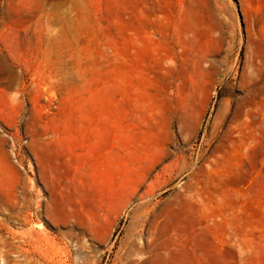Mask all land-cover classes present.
<instances>
[{"label":"rangeland","instance_id":"1","mask_svg":"<svg viewBox=\"0 0 264 264\" xmlns=\"http://www.w3.org/2000/svg\"><path fill=\"white\" fill-rule=\"evenodd\" d=\"M0 264H264V0H0Z\"/></svg>","mask_w":264,"mask_h":264}]
</instances>
